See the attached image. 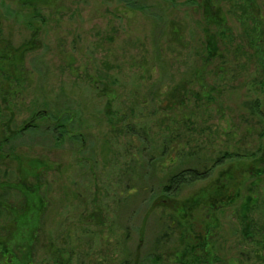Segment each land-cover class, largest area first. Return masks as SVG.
I'll list each match as a JSON object with an SVG mask.
<instances>
[{
	"label": "rangeland",
	"instance_id": "rangeland-1",
	"mask_svg": "<svg viewBox=\"0 0 264 264\" xmlns=\"http://www.w3.org/2000/svg\"><path fill=\"white\" fill-rule=\"evenodd\" d=\"M139 1L153 14L126 0H0L2 39L28 48L10 82L0 71V264L28 249L32 264H264V173L190 219L188 200L232 184L220 179L231 162L171 204L159 191L176 168L264 155V0ZM39 111L54 119L14 136ZM59 121L64 142L47 131Z\"/></svg>",
	"mask_w": 264,
	"mask_h": 264
},
{
	"label": "trees",
	"instance_id": "trees-1",
	"mask_svg": "<svg viewBox=\"0 0 264 264\" xmlns=\"http://www.w3.org/2000/svg\"><path fill=\"white\" fill-rule=\"evenodd\" d=\"M126 1L128 3L129 9L133 11H138L144 14H153L152 6L149 5L145 1H139V0H126ZM248 1L252 4L251 8H253L254 3H252L251 0H248ZM188 3H192V2L189 1L187 2V4ZM27 50L28 48L23 47L20 52L23 54ZM211 51H212L211 53L212 55L206 58L207 62H209L212 57H215L214 56L215 54L213 55V53H215V49H212ZM21 53H18L17 50L14 49V47H12L10 44H8L7 41L2 39L1 31H0V71L7 73L5 77L7 78L9 82L11 81V77H15V74L17 73V60H18L17 55ZM263 85H264V82H263ZM259 106H260L259 102L256 101V104L254 105V109L256 111H259ZM52 116L53 115L51 113L48 114L46 111L37 112L34 119L31 120V123L23 127L21 130L15 132L14 136H17V137L21 136L27 131L36 132L38 129V126L35 124V121L39 118H44V117L50 118ZM58 120L59 119H57V121ZM66 120L67 118L65 119V121ZM62 121L61 122L59 121L55 126H51L47 130L50 133H53L57 142H64L66 135L70 134V132H68L66 128L64 127L63 125L64 123H62ZM127 132L130 135H132L133 138L141 141L143 146L144 145L146 146V148L142 149L141 151L148 152L149 141L147 139L148 137H145L146 135H144V134H147L146 130L141 131V129L136 127V125L129 124L127 126ZM72 138L80 140L81 136L74 135L72 136ZM6 142H7V139L5 137V133H0V145H3ZM180 149H184V147H181V148L177 147L176 151H181ZM166 151H167V147L161 150L163 156L166 155ZM19 159H22V158L19 157ZM149 162H152V161L150 160ZM228 162L232 163L230 165L231 169L229 171H225L224 173H222L220 175V179H222L223 177H225V179L230 178L232 184L234 183L233 186L231 187L232 184H230L229 182H224L222 184V187L217 188L216 190L213 191V193L210 194L207 201H205L204 196L199 195L196 199L194 198V199L188 200V202L184 204V207L188 205V211H189L188 217L190 219V215H193L195 211H198L201 208H205L204 204L206 203L211 207L209 212L215 211V209L217 208L216 207L217 205L226 207L231 204H234V202H236L239 199V190L242 184L245 182L246 176L258 177L264 173V155L262 156L258 154H251V155L236 154L235 155V154L226 152V153H223L218 158H216L212 166H205L203 168H197V167L176 168L173 172H170V174L166 177L165 182L163 181L160 184L159 191H160V196L162 197L160 206L162 207L166 205L167 203L171 204L173 202V198L177 197L185 188L195 184L196 182L207 180L208 178L211 177L213 171L217 167L223 166L225 163H228ZM38 166L40 167V171H41L43 168L39 164ZM131 176L133 177L131 184L135 186V184H137L136 180H138L136 172L134 174H131ZM139 176L142 177L140 173H138V178ZM158 204L159 203L157 201V205ZM246 208L248 209L247 205H246ZM23 220L24 218L21 219L20 224H21V227H23L24 229L25 228L24 223H21L23 222ZM207 225L211 227L212 221H210ZM32 228L34 229L32 231H39L38 228L37 229L35 228V225H33ZM202 234H203L204 241L202 243H198L197 246L195 244V246L205 251L206 249H209L208 247L209 242H207V239L210 238L211 232L208 229L207 231L205 230ZM130 235H131V232H129V236ZM32 243H33V240H30L29 246H31ZM196 247L194 246L192 247V252H190V254H193V255L195 254V257H197L196 260H198L200 255L195 253L197 249ZM148 258L152 260L155 259V257L154 256L152 257V255H150ZM28 260L29 261H27L26 263H22V264H32V262L30 261L32 260V253L30 249H28ZM5 263L8 264V261L5 260Z\"/></svg>",
	"mask_w": 264,
	"mask_h": 264
}]
</instances>
